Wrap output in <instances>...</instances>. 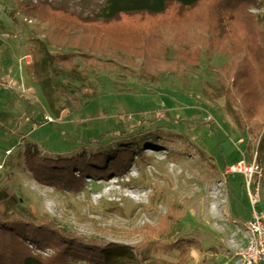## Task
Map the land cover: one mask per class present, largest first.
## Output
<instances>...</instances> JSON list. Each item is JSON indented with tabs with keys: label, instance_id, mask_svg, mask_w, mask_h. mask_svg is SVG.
I'll list each match as a JSON object with an SVG mask.
<instances>
[{
	"label": "rangeland",
	"instance_id": "374dc122",
	"mask_svg": "<svg viewBox=\"0 0 264 264\" xmlns=\"http://www.w3.org/2000/svg\"><path fill=\"white\" fill-rule=\"evenodd\" d=\"M43 1L90 19L106 2L0 0V213L95 240L113 249L116 264H240L242 223L253 209L244 176L227 168L256 152L264 168V129L243 123L218 85L214 68L231 64V54L212 53L199 66L182 62L177 71L158 67L152 73L132 56L100 65L75 54V69H69L55 60L65 50L47 41L49 24L30 9ZM124 144L140 148L120 173L86 174L81 186L42 179L26 159L28 149L58 158ZM166 215L168 231H152ZM55 229L29 231L30 240L38 234L59 240ZM62 240L28 245L51 258L61 256Z\"/></svg>",
	"mask_w": 264,
	"mask_h": 264
},
{
	"label": "trees",
	"instance_id": "16d2710c",
	"mask_svg": "<svg viewBox=\"0 0 264 264\" xmlns=\"http://www.w3.org/2000/svg\"><path fill=\"white\" fill-rule=\"evenodd\" d=\"M262 6L259 0H106L101 15L94 19L59 9L47 1L32 4L30 9L49 24L47 41L65 50L55 60L69 69H75V54L86 62L100 61V65L125 60L124 55L132 56L145 60L148 72L152 73L158 67L177 71L182 62L196 67L204 55L209 58L212 53H230L231 64L214 68L218 85L237 106L236 116L261 131L264 129V12L259 11ZM143 16L150 20L138 19ZM163 40L166 45H162ZM170 47L174 49L172 58L168 56ZM124 145L127 147L120 146L112 152L83 150L75 156L58 158L28 149L26 159L42 179L81 186L86 174L107 177L114 171L120 173L140 148L138 144ZM76 170L81 173L79 176ZM3 213H0V264H84L83 257L118 263V259L109 256L113 249L104 248L95 240L55 229L45 221L35 222L18 215L6 219ZM167 215L162 223L150 229L164 235L168 231ZM52 229L59 235V240L52 241L66 242L60 248L61 256L44 258L33 253L28 243L41 246L52 241L39 234L32 241L29 231ZM187 242L189 246H200L192 240ZM71 243L77 248H71ZM182 245L184 241L178 242V247L184 250ZM81 246L88 251L80 250ZM125 250L120 253H126ZM156 263L173 264L162 260Z\"/></svg>",
	"mask_w": 264,
	"mask_h": 264
},
{
	"label": "built area",
	"instance_id": "2783aa9c",
	"mask_svg": "<svg viewBox=\"0 0 264 264\" xmlns=\"http://www.w3.org/2000/svg\"><path fill=\"white\" fill-rule=\"evenodd\" d=\"M243 139L240 138V142ZM227 172L241 173L245 178L246 191L253 209L251 219L242 223L245 244L239 252L240 264L264 263V209L257 210L264 189V168L254 158H242L227 168Z\"/></svg>",
	"mask_w": 264,
	"mask_h": 264
},
{
	"label": "crops",
	"instance_id": "0c3cea01",
	"mask_svg": "<svg viewBox=\"0 0 264 264\" xmlns=\"http://www.w3.org/2000/svg\"><path fill=\"white\" fill-rule=\"evenodd\" d=\"M264 191V190H263ZM264 209V198L261 199V206H260V210H263ZM239 220V219H237ZM244 222V221H243Z\"/></svg>",
	"mask_w": 264,
	"mask_h": 264
}]
</instances>
